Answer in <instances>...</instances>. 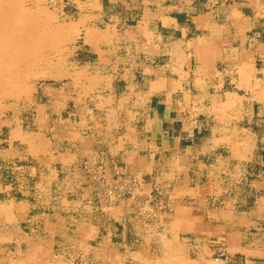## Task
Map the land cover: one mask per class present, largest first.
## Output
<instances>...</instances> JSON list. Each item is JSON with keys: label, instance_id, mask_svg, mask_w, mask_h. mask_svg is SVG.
Returning <instances> with one entry per match:
<instances>
[{"label": "crops", "instance_id": "obj_1", "mask_svg": "<svg viewBox=\"0 0 264 264\" xmlns=\"http://www.w3.org/2000/svg\"><path fill=\"white\" fill-rule=\"evenodd\" d=\"M124 6L140 8L138 18L111 15L96 27L99 39L85 33L84 46L98 55L83 65L97 69L98 109L69 112L63 151L45 142L41 159L64 167V264L86 256L94 264H264V0L223 1L214 11L202 0ZM154 101L164 111L149 107ZM13 134V142L28 140L33 159L40 155L33 135L17 125ZM101 153L109 177L130 173L144 181L139 195L164 197L162 207L134 198L102 207L114 227L104 236L102 221L83 216L90 205L80 166ZM15 190L0 173V264H55L61 223L51 209L38 215L34 201L2 200ZM154 209L160 219L150 231L144 218ZM96 238L107 250H78Z\"/></svg>", "mask_w": 264, "mask_h": 264}, {"label": "rangeland", "instance_id": "obj_2", "mask_svg": "<svg viewBox=\"0 0 264 264\" xmlns=\"http://www.w3.org/2000/svg\"><path fill=\"white\" fill-rule=\"evenodd\" d=\"M97 1H99L100 8L94 7L93 0H23L24 6L31 10L46 11L47 14H41V16L38 17L41 19L40 21H42L43 18L46 19L49 17L50 20L48 24L51 28L54 30L55 28L61 30L65 29L64 31L60 30L61 35H58V33L54 34V44L49 45L50 43H45L44 45H40V50H37L38 52L33 51V53H25L23 50H18L13 57L16 58L15 61L11 57H2L8 64L0 68V85L2 86H0V173L6 185H14V187H16L14 193L6 192L2 200L14 198L34 201L37 206L38 215L44 212H42V210H44L45 207L46 209H51L52 220L61 223V227H57V230L54 231L55 234H57L56 238H58L56 239V243L53 244V262L55 264H64V185H66V182L64 181V167H60V165L55 162L51 166L49 162L45 163L41 160L49 156L46 154L45 142H47L48 147H50L51 153L56 150L58 152L63 151L64 119L69 116V112L71 111H93L95 103L97 104L98 102L97 98L100 91L97 84L93 83L91 79L92 71L94 72L97 69L93 70V68L89 69L83 67L84 63H92L98 58L97 54L88 50V46L87 48L84 46V36L87 28L90 26L101 29L105 28L107 23H110L111 15L121 14L120 17H127V22H132L133 19H137L140 15V8L127 9L124 6L125 0H96V2ZM138 1L140 2L141 0H137V2ZM202 1L207 4L209 11H214L221 2L228 0ZM93 11L94 14L99 15L97 14L98 12L102 16H95L94 18V14H91ZM83 14L87 16H83ZM81 18L85 19V26L80 25L81 22H79V19ZM57 52L58 54H55ZM20 53L22 56H20ZM25 54L30 56L28 57ZM22 58L23 60L21 61ZM17 61L21 62L19 63ZM15 66L20 70L19 75L18 77L9 79L10 73L15 69ZM28 68H30V70ZM72 71H74V74ZM108 71L110 73L114 72V70ZM36 76L38 79H34ZM86 77H88V79ZM4 80L8 82L5 83ZM9 81H12V83ZM26 81L29 83H26ZM79 81L81 83H79ZM1 90L3 91L1 92ZM3 93L4 95H2ZM123 95H125V98L127 97L126 91ZM156 104V101H154L152 105L149 103V107H152L154 111L155 109L164 111V108H157ZM95 109L97 110L98 108ZM257 110H259L258 107H256V111ZM172 111L179 110L176 108ZM198 111L205 110L201 109ZM16 125L24 132L25 136L29 137L33 135V142L40 153L39 156H36L37 158L33 159L30 156L27 139L24 140V142L19 137V139L22 140L21 142H13L15 137L13 132L16 130ZM165 126L166 129L171 128L167 124H165ZM258 128H260L263 134L264 122L261 126H258ZM156 133L158 135V132ZM159 137L161 138V136ZM259 152L262 153V149H260ZM80 166L85 176L83 179L85 188V193H83L85 195L84 203L90 205V208L85 209L83 216L102 221V228L100 229L102 236L108 235L111 230H114V227L112 228L105 219L102 207L114 206L130 198H134V203L139 205L151 204L152 206H157L162 203L161 200H163L164 197L156 195V189L155 195L141 196L137 194L139 191H142L141 186L144 181L137 179V177L127 172L116 173V171L121 168L120 164H117L118 168L113 172V174L116 173V175L109 177L107 175L105 153H101L99 157L95 156L83 159ZM35 168L36 170H34ZM154 186L159 187L157 183H155ZM69 198L71 199L72 197ZM159 206L162 207L161 205ZM147 215V218L144 219H147L148 223L152 225L156 224L160 219V216L156 213V209L148 211ZM5 218H9L8 214H6ZM117 230L121 232L122 228ZM131 230L135 235H138L141 233L142 229L133 228ZM148 230L152 231L157 229L154 225V227H150ZM90 246L92 248L85 250L82 248L78 250L90 253V255H92L91 251L99 253L107 250V245L102 242L100 243V239L97 238L96 242L92 243ZM60 256L62 257L60 258ZM86 257L84 260H79L77 262H79V264H94V259H87ZM74 262L76 263V261Z\"/></svg>", "mask_w": 264, "mask_h": 264}, {"label": "bare ground", "instance_id": "obj_3", "mask_svg": "<svg viewBox=\"0 0 264 264\" xmlns=\"http://www.w3.org/2000/svg\"><path fill=\"white\" fill-rule=\"evenodd\" d=\"M32 3V2H31ZM47 7V6H46ZM90 8V7H89ZM54 10V9H53ZM55 11V10H54ZM90 11V10H89ZM91 12V11H90ZM46 11L44 10H31L27 7L24 6V3H23V0H0V68L2 66H7V62L6 60H4L2 57H11L13 58L14 55L17 53L18 50H23V52L25 51L26 52H32L33 51H39L40 50V45H44L45 43H50L49 45L51 44H54L55 41L53 39V36L54 34L58 33V35H61L60 34V30L61 29H56L55 30L53 28H51V26H49V20L50 18L47 17L46 19L43 18L42 21H40L41 19H39L38 17L42 15H45ZM51 13V12H50ZM47 14V13H46ZM97 14H99L97 12ZM50 16V15H49ZM83 16H87L86 14H83ZM96 16V14H95ZM60 18V17H59ZM86 18V17H85ZM95 18V17H94ZM63 20V19H62ZM162 21V20H161ZM79 22L80 25L82 26H85L86 25V22H85V19L84 18H81L79 19ZM79 24V23H78ZM79 25V26H80ZM156 25V24H155ZM54 27V26H53ZM60 27V26H59ZM82 28V27H81ZM85 28V27H83ZM65 29V28H64ZM61 30V31H64ZM74 29V28H72ZM57 31V32H55ZM81 31V30H80ZM78 33V32H77ZM83 33V32H82ZM72 34V33H71ZM66 35V34H65ZM77 36V34H76ZM80 36V35H79ZM86 36H87V39L90 38V40H97L99 39V31L95 28V27H88L87 28V31H86ZM81 37V36H80ZM85 37V36H84ZM63 38V36H62ZM167 39V38H166ZM90 42V41H89ZM92 42V41H91ZM110 42V41H109ZM113 42V41H112ZM153 42V41H152ZM159 42V41H158ZM93 43V42H92ZM114 43V42H113ZM154 43V42H153ZM68 44V43H67ZM90 44V43H89ZM149 44V43H147ZM152 44V43H151ZM155 44V43H154ZM164 44V43H163ZM66 45V44H65ZM110 45V43H109ZM115 46V44H113ZM111 45V47L113 46ZM146 45V44H145ZM153 45V44H152ZM156 45V44H155ZM57 48V47H56ZM93 48V47H92ZM114 48V47H113ZM152 48V47H151ZM157 48V47H155ZM163 47H161L162 49ZM166 48V47H165ZM55 49V48H54ZM62 49V48H61ZM46 50V49H45ZM53 50V49H52ZM57 50V49H56ZM146 50V49H145ZM166 50V49H165ZM37 51V52H38ZM34 52V53H35ZM50 52V51H49ZM64 52V51H63ZM113 52V51H112ZM129 52V51H128ZM153 52H154V49H153ZM22 53V52H21ZM20 53V54H21ZM65 53V52H64ZM7 54H11V55H7ZM19 54V55H20ZM28 54V53H27ZM25 54V55H27ZM47 54V53H46ZM45 54V55H46ZM55 54H58L55 53ZM7 55V56H5ZM65 55V54H64ZM62 55V56H64ZM73 55V54H72ZM22 56V54L20 55ZM28 56V55H27ZM30 56V55H29ZM28 56V57H29ZM39 56V55H38ZM51 56V55H50ZM49 57V56H48ZM52 57V56H51ZM50 57V58H51ZM44 58V56H43ZM59 58V56H58ZM66 58V57H65ZM111 58V57H109ZM19 59V58H18ZM27 59V58H26ZM24 59V60H26ZM33 59V58H32ZM31 59V60H32ZM37 59V58H35ZM62 59V58H61ZM105 59V58H104ZM13 60L15 61L16 58H13ZM12 60V61H13ZM20 60V59H19ZM23 60V58L21 59V61ZM28 60V59H27ZM55 60V59H54ZM53 60V61H54ZM7 61H10V60H7ZM20 61V62H21ZM52 61V62H53ZM66 61V60H64ZM19 62V61H17ZM19 62V63H20ZM31 62V61H30ZM39 62V61H38ZM37 62V63H38ZM51 62V63H52ZM11 63V62H10ZM16 63V62H15ZM46 63V62H45ZM59 63V62H58ZM58 63H54V64H58ZM71 63V62H70ZM99 63V62H98ZM12 64V63H11ZM107 64V63H105ZM15 65V64H13ZM38 65V64H37ZM36 65V66H37ZM89 65V64H88ZM71 66V65H70ZM95 66V65H94ZM26 67V66H25ZM50 67V66H49ZM52 67V66H51ZM72 67V66H71ZM69 67V68H71ZM86 67V66H85ZM18 67L15 66V69L12 70V72L10 73V78L9 79H12V78H15V77H18L19 75V71L17 69ZM34 68V67H33ZM31 68V69H33ZM46 68V67H45ZM66 68V66H65ZM96 68V67H95ZM93 68V69H95ZM239 68V67H238ZM241 68V66H240ZM248 68V67H247ZM4 69V68H3ZM30 70V68H28ZM39 69V68H38ZM90 69V68H89ZM88 69V70H89ZM103 69V68H102ZM5 70V69H4ZM37 70V69H36ZM41 70V69H39ZM48 70V69H47ZM64 70V69H63ZM235 70V69H234ZM7 71V70H6ZM44 71V70H43ZM52 71V70H51ZM50 71V72H51ZM66 71V70H65ZM97 71V70H96ZM101 71V70H100ZM237 71V70H236ZM247 71V69H246ZM74 71H72L73 73ZM95 72V71H94ZM238 72V71H237ZM242 72V71H241ZM3 73V72H2ZM44 73V72H42ZM62 73V72H61ZM70 73V72H69ZM248 73V72H246ZM4 74V73H3ZM7 74V73H5ZM26 74V73H25ZM52 74V73H51ZM54 74V73H53ZM74 74V73H73ZM241 74V73H240ZM243 74V72H242ZM245 74V73H244ZM243 74V75H244ZM9 75V74H8ZM7 75V76H8ZM29 75V74H28ZM27 75V76H28ZM47 75V74H46ZM55 75V74H54ZM66 75V74H65ZM94 75V74H93ZM97 75V74H96ZM172 75V74H171ZM53 76V75H52ZM73 76V75H72ZM84 76V75H83ZM82 76V77H83ZM5 77V76H4ZM9 77V76H8ZM7 77V78H8ZM32 77V76H31ZM79 77V76H78ZM89 77V76H88ZM88 77H86L88 79ZM44 78V77H43ZM50 78V77H49ZM74 78V77H72ZM102 78V77H101ZM244 78V77H243ZM3 79V78H2ZM34 79H38V77L36 76ZM33 79V80H34ZM51 79V78H50ZM57 79V78H56ZM55 79V80H56ZM20 80V79H19ZM28 80V79H27ZM60 80V79H59ZM82 80V79H81ZM90 80V79H89ZM88 80V81H89ZM15 81V80H14ZM24 81V80H23ZM62 81V80H61ZM94 81V80H93ZM5 82V80H4ZM8 81L6 80L5 83H7ZM12 83V81H9ZM16 82V81H15ZM21 82V80H20ZM91 82V81H90ZM24 83V82H23ZM26 83H29L26 81ZM2 84V83H1ZM16 84V83H15ZM14 84V85H15ZM31 84V83H30ZM36 84V83H35ZM4 85V83H3ZM9 85V84H8ZM6 85V86H8ZM32 85V84H31ZM37 85V84H36ZM92 85V84H91ZM90 85V86H91ZM1 86V85H0ZM20 86V85H19ZM29 86V84H28ZM86 86V85H85ZM2 87V86H1ZM83 87V86H82ZM9 88V87H8ZM15 88V87H13ZM17 88V87H16ZM32 88V87H31ZM30 88V89H31ZM85 88V87H84ZM91 89V88H90ZM95 89V88H94ZM4 90V89H3ZM1 90V92L3 91ZM11 90V89H10ZM15 90V89H13ZM12 90V91H13ZM19 90V89H17ZM45 90V89H44ZM88 90V88H87ZM86 90V91H87ZM6 91V90H5ZM22 91H26V90H22ZM30 91V90H29ZM33 91V90H32ZM85 91V92H86ZM178 91V90H177ZM18 92V91H17ZM84 92V91H83ZM90 92V91H88ZM46 93V92H45ZM31 94V93H30ZM50 94V93H49ZM4 95V93L2 94ZM18 95H19V92H18ZM24 96V94H23ZM51 96V95H50ZM2 97V96H1ZM141 97V96H140ZM186 97V96H185ZM116 99V98H115ZM3 100V99H2ZM50 100V99H49ZM56 100V99H55ZM60 103V102H58ZM8 104V103H7ZM62 104V103H61ZM106 104V103H105ZM57 105V104H56ZM52 107V106H51ZM215 107V106H214ZM217 107V106H216ZM87 108V107H86ZM220 108V107H219ZM109 109V108H108ZM108 109H106L108 111ZM47 112V111H46ZM45 113V112H44ZM99 113V112H98ZM97 114V113H96ZM218 118V116H217ZM45 120V119H44ZM121 120V119H120ZM47 121V120H46ZM114 121V120H113ZM217 122V120H216ZM217 124V123H216ZM100 125V124H99ZM41 127V126H40ZM64 128V127H63ZM57 129V128H56ZM55 129V130H56ZM60 130V129H59ZM34 138V137H32ZM96 155V154H95ZM101 157V156H100ZM225 165V164H224ZM95 168V167H94ZM162 172V171H161ZM165 176V175H164ZM168 176V175H167ZM118 179V178H117ZM17 180V179H16ZM123 185V184H122ZM121 185V186H122ZM137 191V190H136ZM110 193V191H109ZM92 194V193H91ZM139 194V193H138ZM103 198V197H102ZM21 204V203H20ZM5 205V204H4ZM146 205V204H145ZM69 206V205H68ZM46 208V207H45ZM146 209V208H144ZM13 223V222H12ZM84 227V226H83ZM153 227V226H152ZM85 229V228H84ZM83 231V230H81ZM79 233V232H78ZM64 238V237H63ZM14 240V239H13ZM191 254V253H190ZM17 262V261H16Z\"/></svg>", "mask_w": 264, "mask_h": 264}]
</instances>
